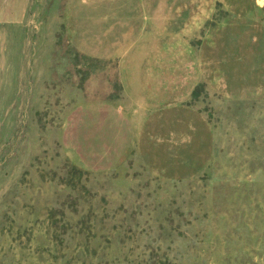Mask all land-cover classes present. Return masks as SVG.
<instances>
[{
  "label": "rangeland",
  "instance_id": "obj_1",
  "mask_svg": "<svg viewBox=\"0 0 264 264\" xmlns=\"http://www.w3.org/2000/svg\"><path fill=\"white\" fill-rule=\"evenodd\" d=\"M0 264H264V9L0 0Z\"/></svg>",
  "mask_w": 264,
  "mask_h": 264
},
{
  "label": "crops",
  "instance_id": "obj_2",
  "mask_svg": "<svg viewBox=\"0 0 264 264\" xmlns=\"http://www.w3.org/2000/svg\"><path fill=\"white\" fill-rule=\"evenodd\" d=\"M256 1V7L258 10L264 9V0H255Z\"/></svg>",
  "mask_w": 264,
  "mask_h": 264
}]
</instances>
